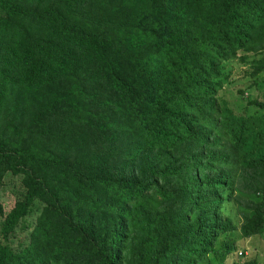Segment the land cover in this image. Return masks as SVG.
<instances>
[{
	"label": "trees",
	"instance_id": "obj_1",
	"mask_svg": "<svg viewBox=\"0 0 264 264\" xmlns=\"http://www.w3.org/2000/svg\"><path fill=\"white\" fill-rule=\"evenodd\" d=\"M233 59L264 72V0H0V190L23 187L0 264H213L264 235V105L222 96Z\"/></svg>",
	"mask_w": 264,
	"mask_h": 264
},
{
	"label": "rangeland",
	"instance_id": "obj_2",
	"mask_svg": "<svg viewBox=\"0 0 264 264\" xmlns=\"http://www.w3.org/2000/svg\"><path fill=\"white\" fill-rule=\"evenodd\" d=\"M224 72L227 74L228 82L222 89L221 94L236 111L246 105V100L250 98H255L264 105V72H261L255 78H251L248 65L238 59H233L224 63ZM254 80L257 81V86L248 88V84ZM238 90H243V93L238 94ZM248 111L250 113H256L258 111H264V108L253 104L248 106ZM22 189L21 176L12 175L10 173L5 175L3 186L0 190V202L4 213L8 212L14 205L15 200L22 193ZM38 213L39 206L36 204L15 229L13 236L10 237L9 243L11 246L16 247L19 242L26 241L28 232L31 229V225L34 224ZM22 225L24 226V229ZM230 240H233L236 244L235 250L230 254L223 252L224 255H222L220 262L218 260H213V264L241 263L251 258H255L258 261V264H264V235L240 238L238 233L235 232L234 235H231L223 241L222 245ZM239 251L244 252L243 255H239Z\"/></svg>",
	"mask_w": 264,
	"mask_h": 264
}]
</instances>
